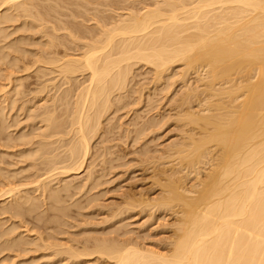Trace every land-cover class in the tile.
Here are the masks:
<instances>
[{
    "label": "bare ground",
    "instance_id": "1",
    "mask_svg": "<svg viewBox=\"0 0 264 264\" xmlns=\"http://www.w3.org/2000/svg\"><path fill=\"white\" fill-rule=\"evenodd\" d=\"M48 1L56 5L39 8ZM60 1L63 7L72 4L70 0H0V35L10 38L14 31L34 28L39 35L22 34L2 46V60L11 57L7 64L13 71L7 76L0 66V76L10 85L1 90L0 100L6 104L0 106L1 112L15 106L24 93L23 79L13 77L16 68L27 72L35 67L43 77L54 74L36 94L69 85L54 96V102L64 107L62 114L46 108L42 141L20 153L25 159L22 163L29 161L23 170L34 171L22 178L16 174L2 178L4 168L0 167V204L4 205L0 217L7 216L0 218V254L13 248L22 252L16 254L21 258L28 249L51 252L42 264L103 260L106 264H264V127L258 124L264 115L253 113L264 91V0H159L118 17L100 16L97 13L105 11L90 8L98 5L115 12V2L83 0L84 4L77 6L86 12L97 11L93 14L97 27L87 34L80 25L63 22L62 29L79 47L76 51H61L60 45L66 43L55 35L57 24H51L53 33L48 28L51 21L47 17L52 11L58 13ZM70 11L73 18L86 20L84 13ZM23 20L25 24L14 31L3 26ZM21 44L29 49L23 50ZM9 50L35 57L24 60ZM137 65L151 68L155 82L170 85L178 74L173 70L183 66L179 73L184 87L182 103H192L191 98L200 92L208 99L199 101L198 113L196 105L191 106L184 119L203 128L202 137L197 139L192 131L182 130L184 139L163 146L160 156L152 160L178 161V167L173 163L170 169L161 170L167 184L159 178L154 192H148L144 185L124 192L123 203L128 209L136 204L165 210L175 203L183 205L172 247L164 252L135 242H74L64 235L65 230L60 233L65 239H45L40 233L41 244L23 237L17 230L21 227L30 233L32 228H27L22 218L41 207V198L43 207L52 205L51 209L59 211V219L67 217L68 208L55 204L62 201L59 194L69 191L71 182L58 189L52 184L63 175L84 169L102 119L122 100ZM79 76L83 80L74 85ZM160 121L156 115L150 117L132 135L133 140H141L147 129ZM56 137L58 140L52 141ZM56 142L62 143L63 151L57 153L59 148L53 147ZM207 165L212 169L206 174ZM158 172L148 174V178ZM98 178L90 177L92 188ZM188 180L193 181L194 190L187 187Z\"/></svg>",
    "mask_w": 264,
    "mask_h": 264
},
{
    "label": "rangeland",
    "instance_id": "2",
    "mask_svg": "<svg viewBox=\"0 0 264 264\" xmlns=\"http://www.w3.org/2000/svg\"><path fill=\"white\" fill-rule=\"evenodd\" d=\"M99 1L117 3L112 7L116 11L113 12L110 7L95 5L90 6V8L105 12L103 14L97 13L96 10L86 12L82 7L77 6L78 4H84L83 0H70L69 3L72 4L64 5V7V3L60 1L62 7L57 8L58 13L52 11L51 15L47 17V20L51 21L48 24L49 31L53 33L51 24L56 23L59 29L55 35L60 38V42L66 43V46L60 45L59 49L61 51H65L66 48L73 51L79 49L62 29L63 22L80 25L82 30L88 34L89 30L97 27V22L93 18L95 13L100 16L114 15L118 17L119 15H125L130 9L149 6L159 0ZM50 5H56V3L53 1L43 2L40 3L39 8L42 9ZM70 10L76 13H84L86 20L73 18ZM33 11L36 12L35 9ZM22 23L25 24V20L14 21L3 26L8 27V31H14ZM14 32L15 34L10 38L0 35V66L3 69V74L7 73V76L13 71L7 64L11 57H7L5 61L2 60V46L22 34L39 36L37 33L38 28H34L33 31L21 29V31ZM42 40L40 39L38 42ZM21 45H23V50L29 49L24 44ZM9 51L13 56L22 57L24 60L35 57L31 53ZM182 68L183 66H180L173 70V73L178 74L174 75L176 82L170 85V83L155 82L154 72L151 68L137 65L134 68L135 76L127 91L122 94V100L111 108L108 117L102 119L101 128L92 140L91 153L84 169L63 175L52 184L54 189H58L66 182H71L72 186L69 191L59 194L62 201L55 204L56 206L68 208L67 217L59 219L57 217L59 211L51 209L52 205L43 207L44 202L41 198V207L33 214H28L22 218L25 226L32 228V231L26 233L25 229L20 227L17 232H21L23 237H28L27 239L35 240L40 244L42 241L39 240V237H41L39 234L42 233V238L45 239L49 236H55L61 239L69 237L74 242H84L86 239L91 241L95 239L116 240L119 242H135L145 248L168 251L172 247L175 233L181 224L182 215L180 212L183 210V205L175 203L171 209L165 210L151 209L136 204L133 209H128V206L123 202L126 200L124 192L128 187L139 185L138 188H141L144 185V187H147V191L151 193L155 191L157 187L155 182L159 178H163L164 181L161 182L167 184L165 175L161 173V170L164 168L170 169L173 163L178 167V161L167 163L168 161L162 158L153 162V158L159 157L161 154L159 149L184 139L185 136L181 133L182 130L192 131L197 139L203 135V128L199 125L190 124L184 119L186 113L192 111L191 106L196 105L197 108L194 111L197 112L199 101L208 99L200 92L191 98L190 102L192 103H182L181 98L184 87L179 76ZM15 71L17 72L13 77L23 79L24 93L15 106L5 108L3 112H1L0 107V167L4 168L2 178L12 177L13 174H16L17 178H22L27 176L29 172L34 171L32 168L29 172L23 170L29 161L22 163L21 160L25 159H21L20 153L29 150L42 141L41 135L45 127L42 119L45 109L52 110L55 108V113L62 114L61 109L64 107L60 106L59 102H54V96L60 94L62 89L69 87L65 84L59 90L50 88L46 92L36 94V91L44 85L46 80L54 77V74L43 77L42 73L36 72L35 67L27 72L23 68H16ZM194 77H196V74L192 76V78ZM83 78V76H79L77 80L73 81V84L77 85ZM5 85H7L6 90H8L10 87L9 81L6 77L0 76L1 100H3L1 90ZM248 94H245L246 98ZM1 100L0 106H5L6 104H3ZM157 113H160V116ZM253 113L264 115V91L259 95L258 105ZM153 115H156V119L161 120L159 125L147 129L141 140L134 141L132 135ZM258 124L259 127H264V120L259 121ZM131 131L134 132L131 133ZM54 140H58V137L52 139V141ZM64 140L68 141L69 136H66ZM61 146L62 143L59 142L53 145L54 148H59L57 153L64 150ZM42 167L41 165L38 166V168ZM107 167L109 170L103 173ZM211 169V165H207L205 173L207 174ZM156 171H159L156 174L157 177L154 175L148 178V174H155ZM92 175L99 176L97 186L93 188L90 180ZM190 180L187 181V187L194 190L193 181ZM30 193L39 196V192L34 190H31ZM189 195L197 196L198 194L190 193ZM158 196L160 197L161 194ZM155 197H157L156 194ZM136 199H139V197ZM48 203L53 204L52 200H49ZM3 206V204H0V208ZM2 217L7 218L6 215ZM14 221L19 222V220ZM64 230L67 232L63 233L66 237H62L60 234ZM28 250L29 252H25L23 258L16 257L17 253L23 255L17 248L6 250L0 254V264H42L47 258L46 255L51 253L41 250L36 251V248ZM81 264H106V261Z\"/></svg>",
    "mask_w": 264,
    "mask_h": 264
}]
</instances>
